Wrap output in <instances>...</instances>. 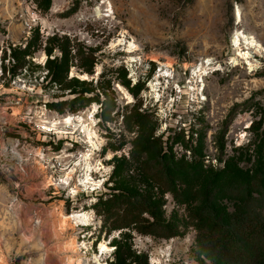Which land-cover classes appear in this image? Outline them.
Segmentation results:
<instances>
[{
	"label": "rangeland",
	"instance_id": "rangeland-1",
	"mask_svg": "<svg viewBox=\"0 0 264 264\" xmlns=\"http://www.w3.org/2000/svg\"><path fill=\"white\" fill-rule=\"evenodd\" d=\"M241 185H264V0H0V252L15 264H224L195 215L207 192L230 215ZM127 194L172 235L111 228Z\"/></svg>",
	"mask_w": 264,
	"mask_h": 264
},
{
	"label": "trees",
	"instance_id": "trees-1",
	"mask_svg": "<svg viewBox=\"0 0 264 264\" xmlns=\"http://www.w3.org/2000/svg\"><path fill=\"white\" fill-rule=\"evenodd\" d=\"M166 175V169H161L152 177L157 183L165 184ZM227 191L240 197L241 204L233 213L223 216L212 207L213 197L207 192L206 200L195 215L198 242L209 255L224 264H264V185H257L255 190L247 189V185L233 186L227 188ZM252 192H256V195ZM112 209L109 214L116 216L111 228L125 227L143 219L148 224L146 232L165 237L172 235L171 232L157 231L155 220L149 221L142 217L144 212L151 217L156 214L152 203L144 196L122 195L120 202L114 204ZM109 214L103 215L104 223Z\"/></svg>",
	"mask_w": 264,
	"mask_h": 264
},
{
	"label": "bare ground",
	"instance_id": "bare-ground-1",
	"mask_svg": "<svg viewBox=\"0 0 264 264\" xmlns=\"http://www.w3.org/2000/svg\"><path fill=\"white\" fill-rule=\"evenodd\" d=\"M234 14H235V16H236V20H237V22H239L240 21V12H239V9H238V7L235 9V12H234ZM241 34V36L243 37V39H244V42H245V44L247 45V47H252V46H254L255 45V43H254V40L251 38V37H249V36H247V35H244L243 33H240ZM240 36V37H241ZM241 37V38H242ZM236 38H238V34L236 33ZM128 51H131V49H128ZM245 56L247 57L248 56V53H245ZM167 64L168 65H170L171 64V61L170 60H167ZM204 69V68H203ZM202 69V72L203 71H205V69L203 70ZM201 74V68L196 72L195 71V75H200ZM151 88L153 89V90H155L156 89V84L154 83V84H151ZM69 119H70V117L69 118H67L66 119V121H69ZM75 120L76 121H82L83 120V116L82 115H76L75 116ZM86 128V131H87V137H88V139H89V141L90 142H92V136H95L96 137V133H95V131L92 129V127H85ZM92 144V143H91ZM92 145H94V144H92ZM85 156V158L86 159H88L89 158V156H90V154H85L84 155ZM90 168H87V170H89ZM86 170V171H87ZM88 179V178H87ZM88 183V181H85V179L83 180V181H81V185L82 184H87ZM67 218H70V219H74V220H76V219H83V220H85V221H87L88 219H89V215L87 214V213H72L71 215H69ZM87 223V222H86ZM106 247L102 244L101 245V249L102 250H104Z\"/></svg>",
	"mask_w": 264,
	"mask_h": 264
},
{
	"label": "crops",
	"instance_id": "crops-1",
	"mask_svg": "<svg viewBox=\"0 0 264 264\" xmlns=\"http://www.w3.org/2000/svg\"><path fill=\"white\" fill-rule=\"evenodd\" d=\"M15 256H17V253H15V254H11V253H2V252H0V258L2 257V258H5L6 259V261H7V264H15V262H13V261H15L16 260V257ZM32 259H30V258H28V259H30L31 261H26V260H22L21 262H22V264H35L34 263V260L36 259V256H34V257H31Z\"/></svg>",
	"mask_w": 264,
	"mask_h": 264
}]
</instances>
